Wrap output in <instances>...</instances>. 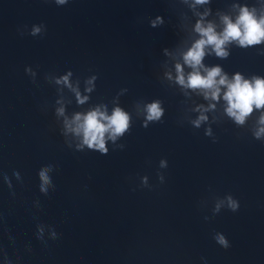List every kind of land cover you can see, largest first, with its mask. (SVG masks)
Listing matches in <instances>:
<instances>
[{
	"label": "water",
	"instance_id": "obj_1",
	"mask_svg": "<svg viewBox=\"0 0 264 264\" xmlns=\"http://www.w3.org/2000/svg\"><path fill=\"white\" fill-rule=\"evenodd\" d=\"M243 8L264 18V0H0V264H264V109L239 125L226 86L213 100L177 82V64L186 81L194 71L184 56L197 23L222 33ZM225 50L205 49L201 75L264 79V42ZM154 102L164 115L145 128ZM116 108L129 131L106 136L107 154L81 150L66 121ZM49 164L55 187L44 194Z\"/></svg>",
	"mask_w": 264,
	"mask_h": 264
},
{
	"label": "clouds",
	"instance_id": "obj_2",
	"mask_svg": "<svg viewBox=\"0 0 264 264\" xmlns=\"http://www.w3.org/2000/svg\"><path fill=\"white\" fill-rule=\"evenodd\" d=\"M59 5H65L68 0H56ZM197 4L208 3V0H196ZM162 23V21H160ZM223 22L226 25L222 33H217L213 24H208L207 27L202 22L197 23L196 32L201 36L192 47V49L184 56L185 63L194 69V71L185 80L183 67L176 65L178 78L177 82L191 89L204 90L205 98L209 97L213 100L219 99L220 86H226L227 92L224 95V100L228 102L227 114L232 117L239 125H243L246 119L253 113L255 109H264V79L255 78L253 81L244 80L241 75L237 74L233 82H229L226 75L222 74L220 67L205 69L206 76L201 75L199 69L203 67L202 61L206 55L205 49L211 46L218 57L226 58L228 52L225 46L233 41H237L241 47H248L250 45H257L264 42V18H257L253 12L247 8L241 10V15L235 23L228 17H223ZM155 26V24H153ZM41 33V28L34 26L30 35L37 36ZM29 71H31L29 69ZM71 73H69V76ZM219 77V80L217 78ZM68 76L63 77L62 81L57 83L68 84ZM91 83V82H90ZM70 86V85H69ZM81 103L84 101L81 100ZM214 107V106H213ZM59 114L63 115V109H59ZM207 111V109H204ZM146 122L144 127H148L147 122L160 121L164 115L159 102H154L146 107ZM207 117L201 115L199 119L193 121L195 127L199 128L201 122L206 121ZM72 123L76 126L73 128ZM259 123L264 125V116H261ZM67 130L74 132L78 137L82 135V144L78 147L82 150L86 145L89 149H94L100 153L107 154L106 147L107 138L115 141L118 137L123 136L130 128V116L121 108H116L111 116L100 110L89 112L87 115L77 114L74 121L71 123L66 121ZM207 135H211L209 131ZM264 136V127L259 128L255 132L256 139ZM55 165L49 164L40 168L38 176L40 179V192L47 194L49 188H54L52 177L50 173L54 171ZM161 168L167 167V162L161 160ZM160 181L163 182L164 177L161 175ZM147 184V178L144 179ZM227 207L236 212L240 208L238 200L233 199L232 196L227 198ZM223 202L217 203L214 211L219 212ZM44 228H38L37 239L43 240ZM51 236L53 240L57 239L55 229L52 230ZM216 242L224 248L229 247V242L222 233H217Z\"/></svg>",
	"mask_w": 264,
	"mask_h": 264
}]
</instances>
